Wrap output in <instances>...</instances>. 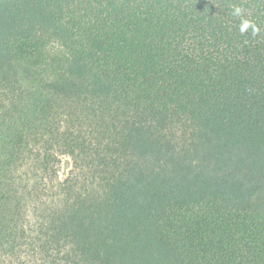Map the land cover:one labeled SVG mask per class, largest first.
<instances>
[{"label":"trees","instance_id":"trees-1","mask_svg":"<svg viewBox=\"0 0 264 264\" xmlns=\"http://www.w3.org/2000/svg\"><path fill=\"white\" fill-rule=\"evenodd\" d=\"M0 264H264V0H0Z\"/></svg>","mask_w":264,"mask_h":264},{"label":"rangeland","instance_id":"rangeland-1","mask_svg":"<svg viewBox=\"0 0 264 264\" xmlns=\"http://www.w3.org/2000/svg\"><path fill=\"white\" fill-rule=\"evenodd\" d=\"M61 162H60V165H59V169H60V179L61 180H64L69 172L72 170V167H73V161L70 157H67V156H62L60 158Z\"/></svg>","mask_w":264,"mask_h":264},{"label":"clouds","instance_id":"clouds-1","mask_svg":"<svg viewBox=\"0 0 264 264\" xmlns=\"http://www.w3.org/2000/svg\"><path fill=\"white\" fill-rule=\"evenodd\" d=\"M239 14H240V9L237 7V8L234 9L233 15H237L238 16ZM247 26H248V24H247V22H245L242 30H244L245 28H247ZM256 31H258V29Z\"/></svg>","mask_w":264,"mask_h":264}]
</instances>
